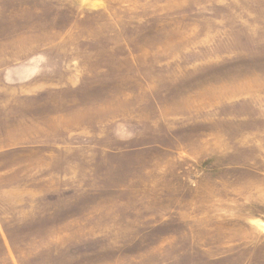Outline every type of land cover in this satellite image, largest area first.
I'll return each instance as SVG.
<instances>
[{
	"label": "rangeland",
	"instance_id": "1",
	"mask_svg": "<svg viewBox=\"0 0 264 264\" xmlns=\"http://www.w3.org/2000/svg\"><path fill=\"white\" fill-rule=\"evenodd\" d=\"M0 264H264V0H0Z\"/></svg>",
	"mask_w": 264,
	"mask_h": 264
}]
</instances>
